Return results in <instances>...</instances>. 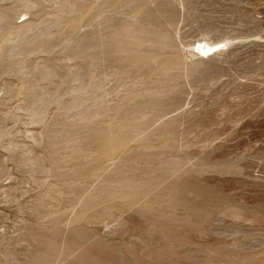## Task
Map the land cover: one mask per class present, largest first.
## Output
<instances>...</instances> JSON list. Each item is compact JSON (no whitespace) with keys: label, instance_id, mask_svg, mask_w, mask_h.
Here are the masks:
<instances>
[{"label":"rangeland","instance_id":"1","mask_svg":"<svg viewBox=\"0 0 264 264\" xmlns=\"http://www.w3.org/2000/svg\"><path fill=\"white\" fill-rule=\"evenodd\" d=\"M0 264H264V0H0Z\"/></svg>","mask_w":264,"mask_h":264}]
</instances>
